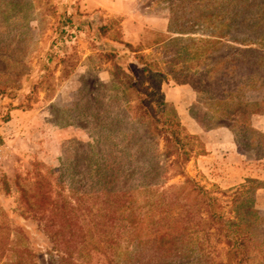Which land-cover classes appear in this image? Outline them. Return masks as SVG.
<instances>
[{
	"label": "rangeland",
	"instance_id": "1",
	"mask_svg": "<svg viewBox=\"0 0 264 264\" xmlns=\"http://www.w3.org/2000/svg\"><path fill=\"white\" fill-rule=\"evenodd\" d=\"M88 1L94 0H0V256L4 248L9 253L0 257V264H11L18 259H23L26 264H59L58 253L53 250L54 243L48 235L51 230L48 231L46 226L51 206H45L35 216L23 215L24 205L16 187L19 175L28 172L42 175L46 178L44 192H49L53 200L62 191L60 185L64 173L70 187L77 182L83 183L82 193L98 180L99 172H93L97 159V154L92 153L93 146H98L97 150L126 147L127 136L119 132V127L122 131L135 130L132 132L136 133L139 145H146L144 141L150 138L151 142L155 139V134L150 131L149 135V128L145 129L138 116L132 118L121 85L123 80L121 76L114 77L113 62H109L105 54H117L116 62L130 72L133 54L125 45L113 41L119 27H123V40L135 47L148 30L167 33L172 0H135L137 11L145 19L154 21L151 20L150 27L144 22L147 27L140 33L131 34L128 29L133 28L127 25L124 29L123 16L110 14L102 8L92 10ZM253 1L195 0V6L200 5L197 8L200 14L180 12L177 17L183 21L198 19L203 23L213 20L244 23L246 29L238 31L245 34L249 24L258 23L264 27V0H256L258 9H253L250 15L240 10L246 4L251 8ZM193 11L196 12V8ZM216 11L219 14L213 13ZM102 27H108L105 36L100 30ZM208 34L210 31L175 34L174 37H182V41L174 49L191 44L189 38L198 41L202 46L199 52L206 57L196 60L193 67L213 69L215 79L224 73L228 75L221 81V88L215 89L216 93L224 88L229 93L234 85L244 82V101L259 104L252 111H261L252 118V128L264 135V35L261 45L251 46L261 52L256 61L258 81H250L248 71L243 73L242 70L250 64L252 56L236 55V51H247L250 47ZM148 37L151 39L152 35ZM207 40L219 41L217 46L208 45L209 53L206 45L200 43ZM145 53H154L164 62L170 59V54L164 51ZM190 57L183 55L179 60L188 63ZM237 64L241 72L231 79ZM162 90L168 111L178 114L189 133L195 135L193 131L200 128L215 131L209 135L216 141L218 151L212 164L204 163L210 155L208 144L212 139L206 141V136L197 135L204 150L197 148L186 164L184 174L171 177L166 186L183 188L188 179L195 181L221 201L227 217L233 215L235 198H241L240 201L252 199L255 210L264 218V144L255 131L244 129L238 123L233 125L234 120H207L209 106L190 84L181 85L171 79L163 83ZM220 101L213 102V109H221ZM228 108L238 107L230 103ZM215 115L216 112L211 117ZM218 124L224 126L217 128ZM106 134L111 135V144L106 141ZM230 143L238 147L241 157L229 158L231 151L222 147H228ZM256 145H263V148L253 149ZM160 148H164L162 141ZM62 193L66 197L70 194L69 189H63ZM188 195L190 191H185L184 196ZM223 259L225 263V254ZM92 264L106 263L95 254Z\"/></svg>",
	"mask_w": 264,
	"mask_h": 264
},
{
	"label": "trees",
	"instance_id": "2",
	"mask_svg": "<svg viewBox=\"0 0 264 264\" xmlns=\"http://www.w3.org/2000/svg\"><path fill=\"white\" fill-rule=\"evenodd\" d=\"M187 1H170L169 31H146L138 47L123 40V27H119L113 41L125 45L133 54L130 72L116 62L117 54H105V58L113 62L114 77L121 76L123 80L121 85L132 118H140L145 129L149 128V135L151 132L155 134L154 141L151 142L150 138L144 141L146 145H139L136 133L132 132L135 130L122 131L119 127V132L127 136L126 147L97 150L98 146H93L92 153L97 154L93 172H99L98 180L82 193L83 183L77 182L79 186L76 183L70 187L66 184L65 173L60 187L62 191L69 189L70 194L66 197L61 191L54 200L49 192H44L46 178L42 175L28 172L16 179L19 199L24 205L23 215L35 216L45 206H51L46 226L48 231L51 230L48 235L54 243L53 250L58 253L59 264H92L95 254L104 258L106 264H264V233H260L264 232V218L255 210L254 200L235 198L233 215L227 217L221 201L195 181L188 179L183 188L166 186L171 177L184 174L185 166L197 148H204L199 136L187 131L178 114L168 111L169 105L162 90L166 81L173 79L181 85H192L209 106L207 120H234L233 125L238 123L244 129L255 131L264 144V135L252 128V118L261 114L259 110L253 112L252 108L259 104L244 101V82L234 85L229 93L225 88L216 93L215 89L221 88V81L228 75L224 73L215 79L213 69L193 67L196 60L206 57L199 52L202 46L198 41L189 38L191 44L174 49L182 41V37H174L175 34L194 35L210 31L208 35L211 37L229 38L234 43L250 47L247 51H236V55L252 56L250 64L242 71H248V80L258 81L256 61L261 49L251 46L261 45L264 27L252 23L242 34L238 30L246 29L244 23L183 21L177 17L180 12L201 13L195 0ZM256 5L255 0L251 8L246 4L240 10L250 15L253 9H258ZM213 13L219 14V11ZM100 30L105 36L108 27ZM200 43L206 45L208 52L211 50L208 45L217 46L219 41ZM149 50L164 51L170 54V59L164 62L154 53H145ZM183 55L186 58L191 56L188 63L179 60ZM239 68L238 64L235 65L231 79L238 77ZM217 99H221L218 104L221 109L215 110L212 106ZM230 103L238 108L231 110L228 108ZM215 112L216 115L211 117ZM110 136L106 134L105 138L111 144ZM161 141L164 144L162 150ZM261 147L263 145H256L253 149L259 151ZM185 191H190V195L185 197ZM2 250L0 257L8 256V251ZM224 254L227 257L225 263ZM11 264L26 263L18 259Z\"/></svg>",
	"mask_w": 264,
	"mask_h": 264
},
{
	"label": "crops",
	"instance_id": "3",
	"mask_svg": "<svg viewBox=\"0 0 264 264\" xmlns=\"http://www.w3.org/2000/svg\"><path fill=\"white\" fill-rule=\"evenodd\" d=\"M88 4L92 10L102 8V9L108 10L110 14L123 16L124 17V21H123L124 29L125 30L127 29V25L129 28H133V29H128V30H131L129 32L130 34L134 32L140 33L143 30V27H147L146 24H145L146 26H144V22L148 23L149 24L148 27H150L151 22L154 21V19H150V18L145 19L144 16H142L141 13L137 11L135 0H94V1H88ZM193 132L195 133V135L206 136L205 137L206 141L210 140L209 138L212 139L209 141V144H208V147H209L208 152H210V155H208V157L203 161L204 163L212 164V162L216 159V155H218V151L216 150L217 149L216 141L213 140V136L209 134L215 133V131L214 132L204 131V129L200 128L198 131H193ZM221 147H218V148H221ZM222 149H227L231 151L229 158L231 156L232 158H237V157L242 156L240 152L238 151V147L236 145L233 146V144L231 146V143L228 147L223 146ZM211 151H212V154H211Z\"/></svg>",
	"mask_w": 264,
	"mask_h": 264
}]
</instances>
